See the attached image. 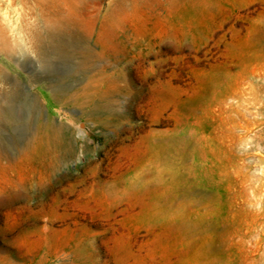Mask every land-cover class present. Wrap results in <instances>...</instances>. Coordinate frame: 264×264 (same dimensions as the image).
Masks as SVG:
<instances>
[{
	"label": "rangeland",
	"instance_id": "374dc122",
	"mask_svg": "<svg viewBox=\"0 0 264 264\" xmlns=\"http://www.w3.org/2000/svg\"><path fill=\"white\" fill-rule=\"evenodd\" d=\"M50 1L0 0L25 47L0 52V106L18 116L0 112V264H264V89L248 78L264 0H61L94 26L74 38L93 69L72 78L76 57L33 38ZM34 137L36 153L19 150Z\"/></svg>",
	"mask_w": 264,
	"mask_h": 264
},
{
	"label": "bare ground",
	"instance_id": "6f19581e",
	"mask_svg": "<svg viewBox=\"0 0 264 264\" xmlns=\"http://www.w3.org/2000/svg\"><path fill=\"white\" fill-rule=\"evenodd\" d=\"M74 1L78 2L80 0H74ZM60 2H62V1L61 0H51L49 2L50 7H52L53 10H55V15L52 17H49V16L46 18L44 17L45 18L44 22L46 23L45 30L39 31L37 29H34L33 33H32L34 35L33 38L35 37L36 40L43 42L46 45L49 44V47H51L56 53H64V54H68V55H72V56L76 57V59H77L76 69H75L74 74L71 76V78L74 76H77V75H86V73L90 72L93 69V67L91 68V66L89 64V61H90L89 58L93 52L89 47L78 43L76 40H74V38L78 39V36H81L79 34H84L85 36L89 35L90 32L94 29V26H93V24L90 25L87 23L88 24L87 29L89 32L88 33L82 32L81 25L83 23L80 21V18L78 17V11H76L74 9H68L67 11L63 10L62 8H60V6H61ZM125 3H126V0H118L116 2V4L119 5L120 8H122L125 5ZM42 10H40V11H42ZM113 13L114 12H112V11L108 12L106 14V16L104 17V19L103 20L101 19L103 22L98 27L96 38H97L98 42H100L102 44L108 43L109 40L112 38L113 29H114L113 28L114 15H115ZM35 26H37V25H35ZM250 39L251 40L256 39L258 41L257 42L258 48L256 51H260L262 54H259L256 57L257 61L255 64H252V62H251L252 67L249 69V72H248L249 73L248 78L250 79V87L249 88L251 91L256 90V92H261L264 89V29L261 30V33L259 35L258 34L251 35ZM17 42H18L17 43L18 45L12 46L10 44L11 42H9V39L7 38L4 31L0 28V52L2 54H5L8 57H12L18 53H22V52L25 53V49H24L25 47L23 48L20 45L19 41H17ZM33 46H34V44H33ZM34 47H36V46H34ZM28 51H27V53H28ZM38 55L40 57V62L44 66H48L49 60L46 58V52L43 48L39 51ZM22 56H25V54ZM70 58H71V56H70ZM249 59L252 61L254 59V57L252 55H250ZM104 74L105 73H103V75L100 78H91L90 76L85 78L84 76H82L79 80L80 87L75 92H72V95H74V97H76V99L77 98L78 99L82 98L83 100L88 99V96L91 94L90 88L99 85L100 81H105L106 79L108 81H111L110 77L108 75H104ZM245 80H243V81H245ZM63 84H65V82ZM67 87H69V86L67 85ZM69 92H70V90H68V88H67L65 90L63 89L62 93L65 94V93H69ZM10 96H11V94H10ZM26 96H28V95H26ZM256 97H258V96H256ZM29 99H30V97H29ZM29 101H31V99ZM7 105H9V104H7ZM12 107L13 106H11V107L9 106L7 109H2L0 106V112H1V114L3 112L2 115L5 116V118L9 124H14L15 122H17V119H18V116L14 111L15 108L13 107L14 108L13 109ZM33 107H30V108H33ZM3 119H4V117H3ZM36 140H37V137H34L33 140L29 139V141L27 140V142H25V143L21 142L19 144V147H20L19 150H21L24 153L27 151L29 153H36L39 149V144L37 145L38 142L35 143ZM46 141L48 143H50L51 145H54L55 149H62L64 147V138L59 134V131L57 128H53L51 130V132L47 135ZM47 147H48V145H47ZM8 151H9V145L8 146L7 145L6 146H0V153L1 152L7 153Z\"/></svg>",
	"mask_w": 264,
	"mask_h": 264
}]
</instances>
